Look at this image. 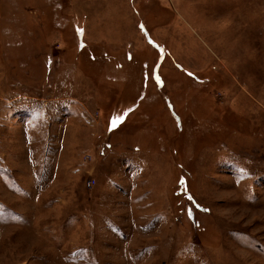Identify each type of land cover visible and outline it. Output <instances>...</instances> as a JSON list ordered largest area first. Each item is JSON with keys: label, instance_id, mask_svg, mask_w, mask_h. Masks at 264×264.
I'll return each mask as SVG.
<instances>
[{"label": "rangeland", "instance_id": "1", "mask_svg": "<svg viewBox=\"0 0 264 264\" xmlns=\"http://www.w3.org/2000/svg\"><path fill=\"white\" fill-rule=\"evenodd\" d=\"M0 264H264V0H0Z\"/></svg>", "mask_w": 264, "mask_h": 264}, {"label": "snow or ice", "instance_id": "2", "mask_svg": "<svg viewBox=\"0 0 264 264\" xmlns=\"http://www.w3.org/2000/svg\"><path fill=\"white\" fill-rule=\"evenodd\" d=\"M115 126V125H114Z\"/></svg>", "mask_w": 264, "mask_h": 264}]
</instances>
